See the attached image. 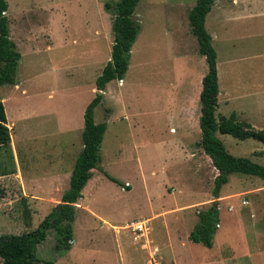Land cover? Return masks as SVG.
Wrapping results in <instances>:
<instances>
[{
	"label": "rangeland",
	"instance_id": "rangeland-1",
	"mask_svg": "<svg viewBox=\"0 0 264 264\" xmlns=\"http://www.w3.org/2000/svg\"><path fill=\"white\" fill-rule=\"evenodd\" d=\"M118 1L6 0L22 59L17 84L0 87L13 135L0 148V167L16 171L0 177V236L37 229L69 189L68 176L60 192L42 176L51 165L72 175L84 112L111 59L114 15L106 5ZM197 2L137 6L141 29L129 70L107 85L95 110V123L106 122L107 131L99 169L76 205L72 246L58 251L49 232L38 248L41 264H264V183L232 174L216 200L218 173L199 146L208 67L189 22ZM206 28L217 52V115L236 114L264 130V0H215ZM218 137L233 156L264 166L263 143ZM216 201L220 225L208 249L189 236L199 212ZM140 222L146 227L137 233Z\"/></svg>",
	"mask_w": 264,
	"mask_h": 264
},
{
	"label": "trees",
	"instance_id": "trees-1",
	"mask_svg": "<svg viewBox=\"0 0 264 264\" xmlns=\"http://www.w3.org/2000/svg\"><path fill=\"white\" fill-rule=\"evenodd\" d=\"M141 0H119L115 5H106L114 15L112 31L114 41L111 59L96 80L97 92L84 112L82 131L83 149L76 160L70 187L62 196L61 203L48 215L40 226L20 235L0 236V259L3 264H41L38 248L48 237L49 232L56 234V249L69 250L74 237L76 205L83 198V190L92 178V171L99 169L101 146L107 131V123H95V110L104 100L107 85L113 81H123L129 70L133 46L140 33V24L134 20V14ZM215 0H198L190 11L189 22L192 34L199 45V53L205 58L208 71L202 81L200 94V148L211 161L218 175L214 182L213 196L221 198L222 188L229 182L232 174L257 177L264 183V166L248 158L235 157L229 153L220 135H229L240 141L254 139L264 144V130L255 129L250 123L240 121L236 114L229 117L217 115L219 108V73L217 52L213 38L206 28L207 16L212 11ZM8 4L0 0V87L17 84V71L22 59L17 44L11 39L9 20L6 16ZM12 132L4 103L0 100V148L10 147ZM13 163V156L10 158ZM0 165H2L0 163ZM13 166V164H12ZM13 168L0 167V177L13 175ZM199 222L192 230L189 241L208 249L214 246V239L220 225L219 201L198 214ZM47 264H54L48 262Z\"/></svg>",
	"mask_w": 264,
	"mask_h": 264
},
{
	"label": "crops",
	"instance_id": "crops-1",
	"mask_svg": "<svg viewBox=\"0 0 264 264\" xmlns=\"http://www.w3.org/2000/svg\"><path fill=\"white\" fill-rule=\"evenodd\" d=\"M220 104V103H219ZM201 112V111H200ZM200 117H201V113H200ZM199 124H198V130H199V133H201V129L199 128V125H200V118H199ZM189 123V122H188ZM188 123H186V126H188L189 124ZM185 127V126H184ZM188 128L187 127H185V134L188 132V130H187ZM183 131V130H182ZM181 131V132H182ZM188 135V134H187ZM184 136V135H183ZM12 137H13V135H12ZM13 139V138H12ZM179 142L180 141H178V148H182V151L184 150V142L183 143H181V144H179ZM188 156V155H187ZM207 157V156H206ZM184 158V157H183ZM185 158H186V156H185ZM185 158H184V160H185ZM59 165V164H58ZM216 171V170H215ZM217 172V171H216ZM218 173V172H217ZM66 176H68L67 178H69V179H71V177H70V173L69 174H67L66 172L64 173L63 172V169H62V167H59V166H57V165H55V166H53V165H51V168H49L45 173H44V176H42L43 177V183H45V184H47L48 186H49V188H52L53 190H56V191H59L60 192V188H59V185H60V183H62V182H64V180L66 179ZM127 185H129V183H127ZM62 189V188H61ZM62 192H63V190H62ZM61 196H63L62 195V193H61ZM221 199V198H220Z\"/></svg>",
	"mask_w": 264,
	"mask_h": 264
},
{
	"label": "built area",
	"instance_id": "built-area-1",
	"mask_svg": "<svg viewBox=\"0 0 264 264\" xmlns=\"http://www.w3.org/2000/svg\"><path fill=\"white\" fill-rule=\"evenodd\" d=\"M146 225L143 222L137 223L135 226V232L142 233L145 230Z\"/></svg>",
	"mask_w": 264,
	"mask_h": 264
}]
</instances>
